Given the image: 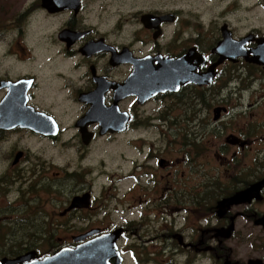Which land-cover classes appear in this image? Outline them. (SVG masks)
<instances>
[{"label":"flooded vegetation","instance_id":"1","mask_svg":"<svg viewBox=\"0 0 264 264\" xmlns=\"http://www.w3.org/2000/svg\"><path fill=\"white\" fill-rule=\"evenodd\" d=\"M230 1L0 0V264H264V0ZM159 126L165 157L87 164Z\"/></svg>","mask_w":264,"mask_h":264},{"label":"rangeland","instance_id":"2","mask_svg":"<svg viewBox=\"0 0 264 264\" xmlns=\"http://www.w3.org/2000/svg\"><path fill=\"white\" fill-rule=\"evenodd\" d=\"M131 0H119L122 5H119L122 11L129 12L133 8H140V9H176V8H183V7H195L199 8L204 6L205 3H209L211 0H134L129 3ZM258 0H253L256 3ZM232 3L230 0L222 2L221 0H212L210 8L205 11V17L207 22L211 20H219L223 21V14H219L221 10L225 7L226 4ZM245 5V1L239 2V4ZM262 12H259V17ZM126 20H131V15L125 13ZM222 15V19H219V16ZM163 45L166 44V40L162 42ZM153 112V108H149L145 115H150ZM165 128L162 126L158 127L157 129L151 130L147 127L142 129L140 133L141 140L131 142L127 140H119V141H112L106 146L104 141H99L94 144L93 151L89 156V160L87 162L88 165H97L100 164L102 161L107 163V169L109 171H114L115 169L125 168L126 171H130L131 164L129 162H138L141 161L142 165H144L148 159V156L151 153V147L154 149H159L158 157H165L166 156V144L159 143L162 138L166 136ZM180 156V153L177 157ZM69 156L63 155L60 163L62 166H66ZM157 167V166H155ZM144 170H142L143 172ZM59 172V171H56ZM84 223H78V227H82Z\"/></svg>","mask_w":264,"mask_h":264},{"label":"water","instance_id":"3","mask_svg":"<svg viewBox=\"0 0 264 264\" xmlns=\"http://www.w3.org/2000/svg\"><path fill=\"white\" fill-rule=\"evenodd\" d=\"M262 52L263 51L260 49L259 53L256 54V57L261 55ZM261 58L262 56L259 59ZM161 78L164 79V75L161 76ZM102 243H103V240H99L95 242L93 246L82 245L79 247V250H77L76 252L63 251L43 261H33L36 254L31 253L28 256H26L24 260L26 262H29L30 264H88V263H92V262H88L87 260L88 256H91L93 257V263L102 264L104 262V259H106L105 258L106 254L104 252L105 250L101 249ZM102 248H104V246Z\"/></svg>","mask_w":264,"mask_h":264}]
</instances>
